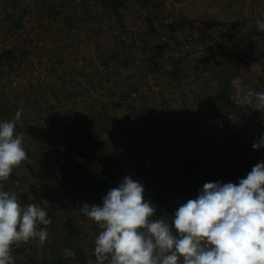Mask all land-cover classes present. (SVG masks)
<instances>
[{"label": "crops", "instance_id": "crops-1", "mask_svg": "<svg viewBox=\"0 0 264 264\" xmlns=\"http://www.w3.org/2000/svg\"><path fill=\"white\" fill-rule=\"evenodd\" d=\"M159 1L154 0L149 6L138 9L135 12L138 20L132 21L130 3L121 9V18H118L104 10L97 0H5L4 8L9 9L11 18H22L25 28L27 27L30 32L34 26L41 23L51 27L49 41L57 40L56 44H59V37L67 27L62 20L64 19L61 15L62 8L68 10L69 7L71 11V13L67 11L69 19L74 20V17H77L81 20L75 22L74 27L68 30L76 38L73 43L75 55L74 52L71 53L74 57L65 58L69 53L65 50L58 53L56 48L53 51L56 54L54 57L60 62H65L63 68L74 66L73 58L82 56L90 58L83 68L89 71L88 75H92L93 85L97 86L94 85L93 90L88 92L84 91L82 98L72 96V92L78 91L77 85H74L70 72L61 69L63 72L59 75L62 83L57 91L60 94L53 99L59 114L56 122L60 124V128L55 133H47L46 139L51 136L58 144L61 138L69 139L71 145L67 148L76 152L77 143L73 145L72 142H79L87 137L89 147L95 150L103 148L107 153H119L121 158H124V153L135 152L147 146H151L153 152L157 150L160 153L164 150L169 152L171 148H166L164 144L161 146L163 148L155 146V142L151 145L150 138L156 136L158 130L156 126L160 125L164 127L162 131L167 130L168 137L174 138L171 143H176L173 146L178 152H191V159H201L210 153L205 145L206 139L200 142V145H195L197 143L194 135L198 131L195 117L197 107L211 122L216 121L217 131L220 133L216 134L215 142L230 137L231 144L236 148L241 142L239 139L244 138L239 151L243 149L247 152L248 147L243 145L248 143V139L257 140L264 134V108H256L255 102L252 106L237 105L233 99L243 96L250 89L264 91V82L250 68L255 63H264V33L256 30V20H264V0H178L191 19L168 12L165 4ZM169 13L170 15H165ZM147 15L153 18L154 29L145 21ZM28 19L30 21H27ZM6 26L10 28V21ZM223 27H226V33L221 31ZM194 31H199L200 35L190 49H183L184 38ZM1 39L0 37V41ZM162 42H167V46L157 54L155 45ZM219 42L226 44L234 54L243 57L248 64L237 66L234 60L211 57L208 45L217 47ZM88 46L90 53L87 50ZM92 51L98 53H91ZM116 59L118 66H115ZM100 60L104 63L102 64ZM113 60L116 64L110 67ZM104 66L105 71L101 72ZM234 70L235 75H232L231 79H237L240 87L236 88L230 84L229 95L233 106L227 112L226 118L219 117L215 115L207 99L215 93H221V85H225L222 74ZM100 83H103V88ZM147 89H152V92L154 89L158 91L156 95L149 97L151 94L144 93ZM133 90L138 91L136 96L131 94ZM63 91L65 94H62ZM100 92L103 93V98L97 99L96 96ZM9 100L8 94L0 97V119L2 115H6L9 120L14 119L10 118L8 112L12 108ZM143 112L150 113V119L144 121ZM23 116L24 122L22 120L17 123L18 126L20 123V132L24 133V138L30 135L29 137L32 136L35 140L38 138V131L32 132L33 128H28L31 126L30 119L25 114ZM40 121H44V118L36 123ZM78 121L83 122L79 124L81 127H78ZM183 139L192 141L186 142ZM208 141L210 146L215 143L211 139ZM185 144L187 149H183ZM23 146L28 151L24 144ZM61 150H64V146H61ZM261 150L264 155V147ZM246 154L247 163L245 161L241 164L245 166L241 167L251 168L250 166L254 165L250 159L252 153ZM182 162L188 163L187 169L193 167L191 162ZM239 164L237 162L238 169L244 171ZM164 167V164L157 163L155 172L160 173ZM140 168L143 171L148 169L142 164ZM181 168L184 173L189 172L185 170L186 168L183 169L182 166ZM187 200L186 198L185 201ZM69 216L75 219L74 216ZM59 229L63 230V227ZM79 229L80 246L86 250L88 260H95L93 248L98 233L93 236V233L86 231L85 228L79 226ZM37 240L33 238L27 243L21 242L19 249L12 251L15 264H82L76 256L65 257L64 249H68L65 244H54L53 239L49 245H42ZM58 255H62L63 258L55 263L54 259Z\"/></svg>", "mask_w": 264, "mask_h": 264}, {"label": "rangeland", "instance_id": "rangeland-1", "mask_svg": "<svg viewBox=\"0 0 264 264\" xmlns=\"http://www.w3.org/2000/svg\"><path fill=\"white\" fill-rule=\"evenodd\" d=\"M177 2L179 1L177 0ZM4 6L5 0H0V37L2 38L0 41V44L2 43L0 49H15L18 59L12 64L13 69H10L4 63L0 64V97L2 95H10L9 103H12L10 104L12 108L8 110V112H10V118H14L16 111L22 108L23 112L20 121L23 120L24 122L25 118L23 115L25 114L26 117L30 119L29 122L32 126H28V128H33L32 132L34 133L38 131V138H35V140L33 139L34 137L32 138L31 136L30 138L29 135L22 141L31 153V162L36 169V175L33 176L21 163L19 167L14 168L13 173L7 180L0 181L2 190L4 189L3 191H7L9 194H15L22 207H26L29 204L28 201L33 199L32 191L35 190L45 203L54 207L59 215L61 224H63L69 215H72L75 217L76 221H78L81 228H85L86 231L92 232L94 236L101 231L98 224L78 210L85 203L102 206L103 197L112 188L100 186L98 183L107 173L113 175L116 187L123 182L126 176H130L135 181L140 182L145 189L143 193L145 199L151 201L156 207L157 211L155 218L158 219L165 216L171 219L178 207L186 202V198L195 199L199 195V190L203 188L205 183L220 182L221 172H218V175L214 176L213 169L221 162L230 161V158L235 157V163L237 164V162H239L240 168H244L245 170H243L246 174L251 171L255 163L264 162L263 150H261L262 147L259 149H253L252 147L253 143L257 142L258 139L255 140L254 138H250L248 139V143L243 146H247V152L252 153L250 159L254 165L250 166L251 168L241 167L245 166L241 164L245 161L247 163L248 159L246 151L244 152L243 149V151H239L241 143H243L245 139H239L241 142L235 148L230 142V137L216 141L218 144L216 150L213 145L210 146L209 139H206L205 145L210 155H204L201 159H191V152H178V149L173 146L176 143H171V141H174V138L168 137L169 133H167L165 129L162 131L163 126L161 127L160 125L156 126V129L158 128L155 133L156 136L150 138V141L152 140L151 145H153L154 142L155 146L161 147L164 144L166 148H171L169 152L165 150L162 153H160L159 150L153 152V148L147 146L138 150L139 152L132 151L131 153H124V158H121V154L119 153H107L103 148L95 150V148L89 147L87 145V137L84 140H79V142H72L73 145L77 143L76 152L67 148L71 145V140L69 139L66 140L65 138H61V140L59 139V144L56 143L55 139L51 136L46 139L45 135H47V133H55L60 128V124L56 122L59 114L57 113V106H54L55 103L53 100L57 94H60V92H57L58 87L62 83L59 73L63 72L62 70H68L70 72V76L73 77L74 85H77L78 88L77 92H72V96H77V98L84 97L82 93H84V91L88 92L89 90H93L92 87L96 85H93V79H91L92 75H88L89 71L83 68V65H86V62L89 61L90 58H83L84 56L73 58L74 61H72V63L74 66H71L73 68L71 69V67L63 68L65 62H60L59 59L54 57L56 54L53 51L55 50L58 51V53H62L64 50L68 52L69 56L65 58L71 59L73 54L75 55L73 43L76 38L73 37V34L68 30L74 27L75 22L81 20L77 17H74V20L69 19V7L68 10L62 8L61 15L64 18L62 20L65 21L67 29L65 28L63 34L60 35L59 44H56L57 40H53V42L52 40L49 41L51 27L41 23L40 25L37 24L34 26L33 30L30 32L27 30V27L25 28V23L22 21L23 19L11 18L9 9L4 8ZM138 9L140 10V8L135 9L132 6V21L134 19L135 21L138 20L135 13ZM143 13L145 12L143 11ZM165 15H170V13ZM66 17L67 19H65ZM8 21H10L11 24L10 28L6 26ZM27 21L30 20L28 19ZM34 21L36 22L37 20ZM39 36H43V38H39ZM52 39H54L53 35ZM84 41L86 42L87 40ZM94 47H96V45ZM54 48L56 49L54 50ZM145 48L148 49L150 46ZM87 50L90 53L89 46ZM93 52L95 51L91 53ZM95 53L97 54L98 52L96 51ZM69 59H67V61ZM116 60L117 65L115 66H118V59ZM100 62H102V64L104 63L102 60H100ZM88 65H91V63H88ZM59 66L62 67L59 68ZM101 70V72H104L105 68ZM90 79L91 81H89ZM102 85L103 83H100V86L103 88ZM6 87L8 91H6ZM157 91L158 89H154V92L150 93L151 95H149V97L154 96ZM62 94H65V91H63ZM100 97L103 98V93L101 92L96 98L101 99ZM15 99H17V102H15ZM11 100L13 102H11ZM7 105L6 103L5 106ZM143 113L142 119L144 121L150 119V113ZM41 118H44V121L36 123ZM5 120L9 119L6 115H2L0 122ZM77 123L78 125L83 124L81 121ZM212 124L215 125L214 130L216 132L213 133V138L216 139L215 136L220 133V131H217L218 125L216 121L212 120ZM61 125H63V123H61ZM17 127L16 130L19 133L20 123L19 126L17 124ZM78 127L81 126L79 125ZM260 133L262 134V132ZM194 138L197 143L195 145L197 146L198 144L200 145V142L205 140L199 138L197 134L194 135ZM213 138L212 141L215 142ZM183 140L181 141L183 142ZM188 141L191 142L192 140L187 139L186 142ZM41 145L43 147H40ZM61 146H64L63 151L61 150ZM186 147L185 144L183 149ZM178 159L193 163V167H191L192 170H190L191 168H186L185 170H189V172L184 173V170H182L178 163ZM35 160H37V162ZM248 162H250V160H248ZM157 163L165 165V167L159 171L160 173L155 172ZM141 164L146 166V168L148 167L147 170L143 171V174L140 173ZM150 165L155 167L150 168ZM59 166H63L66 172H63ZM208 168L212 170L209 171L207 170ZM224 178L225 182L223 183H238L239 181V179L228 177L226 174ZM168 194L170 195L169 197ZM55 235L56 230H48V239H50V241L47 239L42 245H49L52 243L51 241H53Z\"/></svg>", "mask_w": 264, "mask_h": 264}, {"label": "clouds", "instance_id": "clouds-1", "mask_svg": "<svg viewBox=\"0 0 264 264\" xmlns=\"http://www.w3.org/2000/svg\"><path fill=\"white\" fill-rule=\"evenodd\" d=\"M256 30L264 33V20H256ZM230 83L240 87L237 79ZM233 99L237 105L255 102L256 108H264V91L250 89ZM22 112L18 109L14 119L0 122V181L30 162L24 133L16 130ZM252 147H264V134ZM144 191L140 182L126 176L107 192L102 206L85 203L79 208L101 229L94 241L95 260L87 264H264V162L238 183H205L171 219L155 218L156 207ZM51 224L39 204L22 207L15 194L0 190V264H15L14 245L33 238L43 244ZM64 255L76 253L64 249Z\"/></svg>", "mask_w": 264, "mask_h": 264}, {"label": "trees", "instance_id": "trees-1", "mask_svg": "<svg viewBox=\"0 0 264 264\" xmlns=\"http://www.w3.org/2000/svg\"><path fill=\"white\" fill-rule=\"evenodd\" d=\"M99 4L101 5L104 10L107 12H110L114 15H116L118 18H121V9L127 5V3H130L133 8H144L149 6L154 2V0H97ZM159 3L163 4L164 2L162 0L159 1ZM145 21L149 23L150 28L154 29L153 24V18L150 15H147L145 17ZM223 32V31H222ZM227 30L223 33H226ZM167 42L158 43L155 45L156 47V53H160L164 48H166ZM208 51L209 55L211 57H222L226 58L228 60H234L237 63V66L241 65H247V61L241 57L240 55L234 54L226 44L219 42L217 47H213V45H208ZM18 59V55L14 49H2L0 50V64L7 65L10 69H13L12 64L16 62ZM235 75V70L231 71L229 73L225 72L222 74L223 79L225 81V85H221L220 92L221 93H215L210 98L207 99L209 102V105L211 106L213 112L215 115L219 117L226 118L227 112L229 109L233 106V101L229 95V88H230V81L231 76ZM51 119V117H50ZM26 150V149H25ZM27 151V150H26ZM28 153V151H27ZM29 161L30 162H22V165L24 168L29 171L33 176L36 175V169L34 168L33 163L31 162V154L28 153ZM178 163L183 168H186L188 166V163H181V161L178 160ZM63 172L65 171V168L63 169V166H59ZM190 167V166H189ZM238 169V165L235 164L233 167V171H236ZM69 172V171H68ZM140 173L143 174V170H140ZM100 186H105L107 188H114L116 187L113 180V175L110 173H107L104 175L103 179H101L98 183ZM33 199L28 201L29 203H36L39 204L42 208H44L48 212V216L51 218L52 224L48 228V230H56V235L54 238V244H65L68 249H72L76 253V257L80 260L82 264L87 263L88 261V254L86 250L80 246V229H79V223L74 218L69 216L63 224H61V220L59 218L58 213L54 209L53 206L45 203L42 198L38 195V193L33 190ZM43 227V226H41ZM63 227V230H60L59 228ZM63 256L58 255L54 262H60L62 260ZM65 258V257H64Z\"/></svg>", "mask_w": 264, "mask_h": 264}, {"label": "built area", "instance_id": "built-area-1", "mask_svg": "<svg viewBox=\"0 0 264 264\" xmlns=\"http://www.w3.org/2000/svg\"><path fill=\"white\" fill-rule=\"evenodd\" d=\"M165 4L166 10L169 12H172L173 14L177 16H183L187 19H191V17L188 15V13L182 8V6L177 2V0H162ZM197 25V23H194ZM227 29L226 27H223L221 31L225 32ZM200 35L199 31H194L191 33H188L186 37L184 38L183 46L182 48L185 50H188L191 48L192 43L194 40ZM25 58V57H24ZM116 64V61L113 60L110 63V67ZM106 68V66H104ZM253 72L264 82V63H255L254 65H251L250 67ZM6 91H8V88L6 87ZM152 92V89H147L144 91V93L150 94ZM138 91L133 90L132 95L136 96ZM148 116V115H147ZM195 117H196V126L198 131H196L197 135L201 139H211L213 138L214 133V124H212L211 120L207 118V116L200 112V108L197 107L195 110ZM214 139V138H213ZM215 150L218 146L217 142L213 144ZM230 161H223L221 162L215 169H213L214 176L218 175V172H221L220 182H225V174L228 177L242 179L246 177V172L242 171L241 169H237L236 171H233V167L235 166V157H232L229 159ZM207 170L211 171V168H208ZM224 173V174H222ZM223 178V179H222ZM1 188V187H0ZM21 243L19 246H13V251H16L19 249Z\"/></svg>", "mask_w": 264, "mask_h": 264}]
</instances>
